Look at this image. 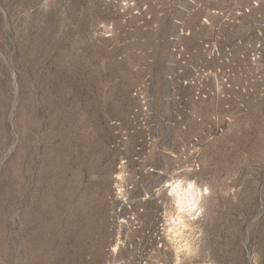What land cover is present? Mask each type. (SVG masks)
<instances>
[{"label":"rangeland","instance_id":"374dc122","mask_svg":"<svg viewBox=\"0 0 264 264\" xmlns=\"http://www.w3.org/2000/svg\"><path fill=\"white\" fill-rule=\"evenodd\" d=\"M185 241L264 264V0H0V264Z\"/></svg>","mask_w":264,"mask_h":264},{"label":"clouds","instance_id":"9594fccd","mask_svg":"<svg viewBox=\"0 0 264 264\" xmlns=\"http://www.w3.org/2000/svg\"><path fill=\"white\" fill-rule=\"evenodd\" d=\"M179 185L177 184V187ZM171 187L170 185H168L167 183H165L164 188H169ZM189 191H193L195 188V184L193 182L188 183L187 185ZM205 194H207L208 190L204 189L203 190ZM169 195H171V193H169ZM199 199V194L196 195V197L193 198L192 202H190L187 206V208H185L184 206H180L179 207V212L180 213H184V212H189V214L191 213L192 210L195 209V201ZM177 223H180L183 227V221H175ZM172 233H173V229L172 228H168L166 235L168 237V239L171 241L172 240ZM197 246H193L192 244H189L188 241H185L181 246L176 247L174 249V254H175V264H183V260L181 259V255L183 254L184 259H188L189 257H192L194 255H196V249Z\"/></svg>","mask_w":264,"mask_h":264},{"label":"bare ground","instance_id":"6f19581e","mask_svg":"<svg viewBox=\"0 0 264 264\" xmlns=\"http://www.w3.org/2000/svg\"><path fill=\"white\" fill-rule=\"evenodd\" d=\"M194 197L195 196H194L193 191H189V189L186 190V192L184 194H179L178 195V200H177L178 209H179L180 206H185V207L188 206V204L190 202H192Z\"/></svg>","mask_w":264,"mask_h":264}]
</instances>
